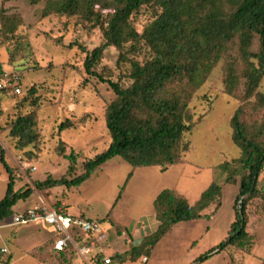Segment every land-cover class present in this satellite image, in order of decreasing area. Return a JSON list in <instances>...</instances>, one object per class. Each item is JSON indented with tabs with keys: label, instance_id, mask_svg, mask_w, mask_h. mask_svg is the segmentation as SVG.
<instances>
[{
	"label": "rangeland",
	"instance_id": "rangeland-1",
	"mask_svg": "<svg viewBox=\"0 0 264 264\" xmlns=\"http://www.w3.org/2000/svg\"><path fill=\"white\" fill-rule=\"evenodd\" d=\"M47 0H0V11L8 16H19L20 25L14 36L4 39L0 33V61L4 77L16 80L20 93L0 89V144L5 150L7 163L18 178L16 188L29 186L33 197L19 201L14 212L29 205L37 196L49 203L68 207L72 214L84 213L89 218L106 217L113 226L105 247L106 254L124 252L129 242L138 245L142 238L155 230L153 200L163 189L176 190L190 205L199 198L211 179H222L217 165L231 161L240 155L231 138L230 118L241 107V119L246 124L264 121V110L258 103L257 93H264V80L256 92L245 98V64L238 56L235 44L218 60L206 81L197 88L188 109L191 124L184 132V141L190 147L182 154L179 163L164 172L156 166L134 167L120 157L104 163L94 175L73 188L64 186L37 190L35 180H44L48 175L60 178L66 174L68 161L58 150L59 140L64 142V152L75 151L79 156L76 171L82 172L83 161L105 150L110 143L106 130L107 105L114 93L106 83L85 74L83 62L87 50L100 45L101 23L83 20L80 16L50 14L42 16ZM108 10H104L106 14ZM151 20L149 13L134 16V26L140 31ZM1 27V23H0ZM259 41L254 38L251 51L257 52ZM144 49L135 53V58L145 60ZM119 51L109 46L97 71L116 81ZM134 58V57H132ZM233 62L237 70L239 85L232 94L226 93L223 80L227 65ZM116 73V75H114ZM125 80V79H123ZM125 82V81H124ZM125 84H128L126 81ZM34 87L38 98V141L32 146V156L15 147L8 135L10 122L31 109L28 90ZM65 118L76 123L75 128L57 132L56 126ZM78 122V123H77ZM33 167H36L33 170ZM67 177H71L67 175ZM264 189V170L260 176ZM7 174L0 164V199L4 197ZM239 190V177L235 183L222 186L221 206L209 218L182 221L162 237L147 256L145 264H192L195 258L224 240L235 215V198ZM9 220L0 225V264H81L72 257L64 263L52 249L55 230L52 226H10ZM247 232L252 245L247 250L233 246L214 253L202 264H264V199L253 198L247 204ZM131 243V245H132ZM118 264H142L141 258ZM193 264H196L193 263Z\"/></svg>",
	"mask_w": 264,
	"mask_h": 264
},
{
	"label": "trees",
	"instance_id": "trees-1",
	"mask_svg": "<svg viewBox=\"0 0 264 264\" xmlns=\"http://www.w3.org/2000/svg\"><path fill=\"white\" fill-rule=\"evenodd\" d=\"M37 1L31 0L32 3ZM104 10L109 12L104 14ZM140 13H149L151 20L138 31L133 20ZM50 14L78 15L85 21L101 23L100 45L90 51L82 44H78V48L86 54L83 62L85 74L108 84L115 96L107 105L105 115L106 130L110 136L108 147L92 158H86L82 163L83 171L72 176L79 155L73 150L65 154L64 142L59 140L58 150L68 161L66 174L60 178L48 175L44 180H35L37 190L78 186L114 157H120L134 167L156 166L161 172L179 163L182 154L190 150L184 141V132L192 120L188 102L228 51L230 44L236 45L238 56L245 64L242 74L245 78L244 97H251L264 80V0H47L42 16ZM0 23L1 36L9 39L14 36L21 19L5 15L1 10ZM254 38L259 41L257 52L251 51ZM109 46L119 51L116 68L125 67L116 71V81L97 71L103 52ZM143 49L148 55L145 60L135 58L134 54ZM2 75L0 61V78ZM223 84L228 94H232L239 85L233 62L227 65ZM4 89L15 93L13 87ZM35 92L34 87L28 90L31 109L18 114L10 122L8 131L15 147L29 157L32 156V149H26L30 146L36 148L39 137V101ZM257 96L264 110V93L258 92ZM241 114L242 109L238 107L230 118L231 138L240 155L217 165L216 170L223 175L222 179L212 178L193 205L176 190L160 191L152 203L158 221L155 230L143 237L138 245L134 246L130 241L124 252L110 254L111 264L147 257L144 254H149L179 222L213 216L221 206L222 186L235 183L237 177L236 211L227 237L195 258L193 263L202 264L214 253L229 246L241 250L251 247L252 237L246 230L247 204L253 198L264 199L260 178L264 170V121L246 124ZM75 126L74 121L65 118L56 129L61 133ZM0 164L7 174L5 195L0 199L2 225L10 220L14 206L30 198L34 190L29 186L16 188L18 178L7 163L1 144ZM54 206H60L59 202ZM78 216L89 218L84 214ZM96 220L107 230L115 227L106 217ZM52 240L54 244L55 237ZM52 249L55 250L53 245ZM55 252L64 263L77 257L81 264H85L70 246ZM103 258L104 255H97L94 260L99 264ZM10 260L11 256L6 264Z\"/></svg>",
	"mask_w": 264,
	"mask_h": 264
},
{
	"label": "built area",
	"instance_id": "built-area-1",
	"mask_svg": "<svg viewBox=\"0 0 264 264\" xmlns=\"http://www.w3.org/2000/svg\"><path fill=\"white\" fill-rule=\"evenodd\" d=\"M17 79V76L13 78H7L6 75L1 77L0 89L13 87L12 91L19 93L20 88L16 86ZM35 169L33 167V170ZM29 223H44L54 228L56 235L53 248L55 250L62 251L70 246L85 264H98L94 260L97 255H104L99 264H111L110 256L105 254L110 232L98 220L70 215L65 212L63 207L59 206L35 205L14 212L8 222L10 226ZM0 252H6V249L0 248ZM147 260V257H142L141 263L145 264Z\"/></svg>",
	"mask_w": 264,
	"mask_h": 264
},
{
	"label": "crops",
	"instance_id": "crops-1",
	"mask_svg": "<svg viewBox=\"0 0 264 264\" xmlns=\"http://www.w3.org/2000/svg\"><path fill=\"white\" fill-rule=\"evenodd\" d=\"M36 168V167H35ZM34 195H32L30 198H32ZM30 198H28V199H30ZM36 198H38V199H34V200H31V202L32 203H30L29 205H27V206H25V207H23L22 209H21V211L22 210H24V209H26V208H28V207H30V206H35V205H49V206H54L53 204H51V203H53L52 202V200H50V202L48 203L47 202V200L44 198V197H41V196H37ZM27 199V200H28ZM26 200V201H27ZM59 207H63L64 208V210H65V212H67L68 214H70V215H74V216H78V215H80V214H84V213H82V212H80L79 214H72V213H70L69 212V210H68V207L66 208L65 206H59ZM14 209H15V206H14ZM86 216V215H85ZM32 225H37V224H39V225H47V224H44V223H31ZM26 225H28V224H26ZM21 226V225H20ZM22 226H24V225H22ZM47 226H50V225H47ZM56 235V233L54 234V236ZM106 254V253H105ZM107 256H108V254H106Z\"/></svg>",
	"mask_w": 264,
	"mask_h": 264
}]
</instances>
